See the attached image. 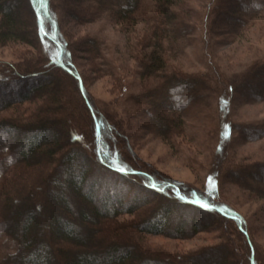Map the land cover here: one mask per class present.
<instances>
[{"label":"rangeland","instance_id":"374dc122","mask_svg":"<svg viewBox=\"0 0 264 264\" xmlns=\"http://www.w3.org/2000/svg\"><path fill=\"white\" fill-rule=\"evenodd\" d=\"M49 2L53 39L64 58L58 62L49 60L55 57L54 46H41L31 34L27 0H11L28 36L26 43L0 44V80H25L18 92L0 88V104L30 87L47 91L40 97L35 90L31 101L0 110V125L49 123L59 134L52 147L58 154L54 164L39 155L28 165H14L8 153L0 154V190L28 178L21 183L23 196L32 190L29 203L52 264H63L58 249L70 250L50 241L47 224L53 214L69 217L87 248L98 252L116 242L171 263L195 261L215 250L220 264H264V199L259 195L264 192L259 171L264 167V0L176 1L175 23L159 26L163 38L150 32L160 15L153 0H141L129 18L117 15L126 12L124 0ZM189 78L204 79L205 85L187 90L177 83ZM173 83L176 87L168 90ZM251 85L262 87L255 94ZM36 108L47 114L28 115ZM22 140L15 132L7 140L0 136L15 158L21 151L15 143ZM71 150L90 160L84 166L101 189L114 188L125 206H132V196L143 204L131 214L93 221L90 213L99 209L101 197L90 205L79 197L86 186L77 193L65 181L66 190L53 183L55 176L63 179L57 165ZM60 196L67 199V210ZM166 204L172 212L167 232L174 233L179 222L185 224L183 234L140 232V224ZM203 207L208 216L199 212ZM18 211L7 219L11 236H0V260L15 253L23 237L15 228L23 221Z\"/></svg>","mask_w":264,"mask_h":264},{"label":"trees","instance_id":"16d2710c","mask_svg":"<svg viewBox=\"0 0 264 264\" xmlns=\"http://www.w3.org/2000/svg\"><path fill=\"white\" fill-rule=\"evenodd\" d=\"M102 1L103 0H100V3H102ZM153 1L156 5L155 9L160 15L156 16L157 24L155 27L151 28L152 31L150 32L153 33L155 38H163V29L159 26L164 23L165 27H167L168 24L172 25V23H175L174 20L176 18V14L172 11V7L176 4V1L179 0ZM27 2L32 15L31 20L33 23V33L31 34H33V37L38 41V43L41 44V46H46V44H52L54 46L53 50L56 52L55 57L54 59L50 58V61L58 62L59 59L64 60L63 54H61V45L53 39V37H55L53 34L56 25L54 23L55 16L53 8L49 0H27ZM140 3L141 0H124L123 8L126 12L119 10L117 11V15L120 17L129 18L138 10ZM18 16V7L16 4L11 3V0H0V44L4 45L9 42L26 43L28 35L22 30L21 22ZM173 26H176V24H173ZM17 29L18 32H16ZM169 32L170 31L168 30L164 32V36H166V38L169 35ZM155 62H157V60H155L153 63L155 64ZM69 76L72 77V75ZM32 77H37V75H33ZM256 79L258 80V78ZM23 80H25V77L23 76H15L7 80L4 78L3 81L0 80V88L9 87L10 90L17 89L16 92H18V89L21 88L20 85L24 83ZM192 80L193 81H191V78H189L186 80L177 81V83L183 82V84H185L184 88L187 90L188 87L195 88L196 85H198V87L205 85L204 79L203 83L201 79L192 78ZM177 83H173V86H170L168 90L171 91L173 87H176L175 85ZM261 87L262 86H260V88ZM248 88L255 94L258 93V90H260V88H257V90L252 85ZM262 88L264 89V86ZM36 89V87H30L29 89H26V91L21 95L16 93L19 97L13 98L8 102L4 101L3 104L1 102L0 110H7L13 104H21L31 101L32 93ZM46 91L47 89L42 87L40 90H36V93L41 95L40 97H45ZM186 98L187 96L183 97V99ZM55 102H57V99ZM223 104L221 105L223 106ZM155 113V111L154 113L151 111L149 114L151 117H155L157 119L158 116ZM44 114L46 115L47 112L44 113V110L36 108L30 111L28 115H34L39 118ZM49 126V123L45 122L43 124L38 122L36 125H33V122H29L27 124L1 122L0 136L4 135L7 140L9 139L10 132H15L20 134L23 140L22 142L17 141L15 143L16 147L21 149L16 158L12 147L9 148V146H3L2 143H0V154L8 153L10 155V157H8L13 161L12 164L17 161V164L23 163V165H28L30 162H28V160H31L34 156L39 155L41 158L46 157L50 163L54 164V157L58 154V152H55L52 147L56 148V137L59 134L56 131L50 129ZM66 154L60 157V161L57 165L59 166L58 173L59 175H62L64 180L59 178V176H55L56 180H54L53 183L56 182V187H58L60 190H66V187L64 186L65 183L62 185V182L65 181L71 186V188L76 189L75 192L77 193H79L80 190L85 189L86 186L85 195H80L79 197L90 205L92 202L98 201V196L101 197L99 201L100 210L97 208H93L91 210L90 214L93 216V221L102 219L113 220L121 214H131L134 209H136L135 206L137 205V202L134 198H131L132 206H125L123 205L122 200L117 197V193L114 188H111V191L108 190V188L101 189L97 182L89 178V174L86 169L87 167H85L84 164L86 160H90L84 158L80 152L78 153L75 150H71ZM30 167H33V165ZM260 169L261 170L259 171L264 174V167H260ZM113 173L120 177L121 174L125 175L123 172L119 171H114ZM49 177H52V174H50ZM27 179H21L17 181V184L15 180V183L11 187H2L0 190V236H3L4 234H6L7 237L11 236L9 227L6 223L9 216L15 212L16 209L19 208L18 217L23 220L20 226L14 225L16 230L22 232L23 234V237L20 238V241L18 242L19 245H22V253H19L20 247L17 245L15 253L8 256L6 255L0 260V264H52L53 262V258H51L49 255V248L46 247V244L42 242L40 238V232L43 227L40 226V223L37 221L39 219L38 214L35 210V207L29 203V197L32 194V190L30 189L29 191L28 189L27 193L23 196L26 186H21V183H25ZM261 188L264 190V184ZM72 193H74V191L71 190L70 194ZM259 195L264 199L263 191ZM59 198L62 201L60 202L63 204V208L67 210L68 208L65 206V204L68 203L67 199L62 198L61 196ZM202 209L203 211L200 212L208 213L205 207ZM171 217L172 212L169 208V205H162V207L159 208V210L156 211L154 215L152 214V216L147 217L140 224L138 230L142 233L152 236H169L170 234L166 229L168 223L171 221ZM88 219V215H82V221L86 222ZM178 223H176L175 232L171 235L178 236L183 234L185 224ZM47 226L48 230L51 229L49 235L50 241H53L56 244L61 243L62 245L66 244V246H70V250L58 249L57 255L63 258V264H180L177 262L171 263L167 260H164L163 258H160L159 256L152 257L143 255L137 250V248L126 245L123 246L117 244L116 242H111V244H108L104 250L100 252L93 249L91 250L87 248L88 246L85 242L86 240H81L79 236V228L73 224V221L69 217L53 214ZM192 229L195 231L197 228L193 225ZM62 247L64 248L65 246ZM214 251L215 250L205 251V253L202 255L197 256L195 261L194 257H191V259L188 260L185 258L186 261L189 262H184L182 264H220L219 261H217V253Z\"/></svg>","mask_w":264,"mask_h":264},{"label":"bare ground","instance_id":"6f19581e","mask_svg":"<svg viewBox=\"0 0 264 264\" xmlns=\"http://www.w3.org/2000/svg\"><path fill=\"white\" fill-rule=\"evenodd\" d=\"M150 192L153 194V191L150 190ZM133 198L136 199L135 197L132 196V199H133ZM132 199H131V201H132ZM137 204H138V205H139V204L142 205L143 203H139V200H138ZM199 212H200V211H199ZM202 213H204V212H202ZM204 214H205L206 216L209 215V213H206V212H205Z\"/></svg>","mask_w":264,"mask_h":264},{"label":"snow or ice","instance_id":"6c2138e0","mask_svg":"<svg viewBox=\"0 0 264 264\" xmlns=\"http://www.w3.org/2000/svg\"><path fill=\"white\" fill-rule=\"evenodd\" d=\"M121 171H123V169H121Z\"/></svg>","mask_w":264,"mask_h":264}]
</instances>
